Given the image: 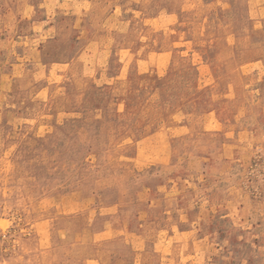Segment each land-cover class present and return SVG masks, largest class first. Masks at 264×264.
<instances>
[{
	"label": "rangeland",
	"instance_id": "obj_1",
	"mask_svg": "<svg viewBox=\"0 0 264 264\" xmlns=\"http://www.w3.org/2000/svg\"><path fill=\"white\" fill-rule=\"evenodd\" d=\"M0 264H264V0H0Z\"/></svg>",
	"mask_w": 264,
	"mask_h": 264
}]
</instances>
